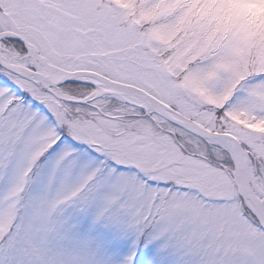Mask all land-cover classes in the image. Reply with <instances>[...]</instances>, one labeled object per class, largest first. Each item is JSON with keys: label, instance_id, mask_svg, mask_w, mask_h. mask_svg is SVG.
<instances>
[{"label": "snow or ice", "instance_id": "obj_1", "mask_svg": "<svg viewBox=\"0 0 264 264\" xmlns=\"http://www.w3.org/2000/svg\"><path fill=\"white\" fill-rule=\"evenodd\" d=\"M0 185V264H264V0H0Z\"/></svg>", "mask_w": 264, "mask_h": 264}, {"label": "rangeland", "instance_id": "obj_2", "mask_svg": "<svg viewBox=\"0 0 264 264\" xmlns=\"http://www.w3.org/2000/svg\"><path fill=\"white\" fill-rule=\"evenodd\" d=\"M46 172V161L41 162V167L37 170V172L34 173L35 181L29 186L28 192L32 193L39 189L42 177L44 173ZM2 187V185H0ZM71 211V209H69Z\"/></svg>", "mask_w": 264, "mask_h": 264}]
</instances>
